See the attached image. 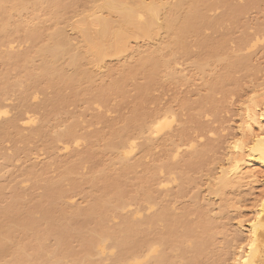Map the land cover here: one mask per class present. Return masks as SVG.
<instances>
[{"label": "bare ground", "instance_id": "bare-ground-1", "mask_svg": "<svg viewBox=\"0 0 264 264\" xmlns=\"http://www.w3.org/2000/svg\"><path fill=\"white\" fill-rule=\"evenodd\" d=\"M222 1L90 0L87 11L76 15L77 0H0V65L3 67L0 71L2 162L11 161L10 157L3 154L5 151L2 152L3 143L13 137H19L21 144L25 146L35 139H42L45 149L50 152V159L55 163L56 153L69 151L71 145L76 147L81 141L75 133L77 126L74 121L62 131H54V137L50 135L55 128L50 123L65 117V107L90 93L93 95L85 102L88 105L104 107L113 97L124 98L123 91H126L124 88L127 86L125 82L138 74L147 81L135 88L137 97L135 96L134 101L137 103L130 118L120 127L113 129L111 126L113 130L104 141L102 152H107L112 157L110 156V160L96 175V169L93 168L89 177L84 178L86 181L82 182V178L79 181L72 178L78 175L85 163L94 158L91 137H85L86 150L78 153L77 150L73 151L75 148L72 149L73 155L71 160L69 159V165L60 168L55 180L46 177L48 166L53 162L43 167L44 169H38L40 171L36 170V167L29 169L28 181L34 185H43L37 188L42 189V194L30 197L28 205L21 203V194L16 188L11 197L5 200L0 187V264H172L175 259L172 257V251L177 249V252L181 250L180 253L184 255L187 253L186 257L191 255L187 259L181 255L183 264H196L197 259L204 256L208 241L201 236L203 233L197 234V229L195 232V228H192L195 225L198 228L200 225L201 228V221L192 226L184 224V230L186 226L192 229L184 231L183 234L177 233L175 227H179L183 218L180 220L171 217L166 203L163 205L160 200L155 203L159 198L152 196L155 191L154 184L151 188H145L155 182H152L153 179L146 178L144 182L142 180L140 191L136 192L135 198H131L135 204L143 199L147 207L141 211L142 207L139 206V210L137 208L132 214H125L124 217L123 211L129 207L125 197V179L128 173L134 172L136 167L142 165V159H134L137 151L150 154L155 144L163 140L165 142L167 137L172 136L170 133L173 119L169 116L171 114L166 111L146 115L142 110L143 96H146L163 70L166 71L165 77L173 78L177 75L171 65L172 59L178 53L190 56V47L185 44L187 40L193 39L200 48L207 50V67H210V62L225 63L222 75L219 74L211 81V86L214 85L210 88L212 92L215 87H221L220 85L225 83L224 78L228 79V75L223 76L224 72L231 75L235 69L243 67L244 62L247 63L248 54L241 59L234 57L239 55L238 53L219 54V50L224 48V42H215L204 35L205 30H214L223 19H210V16L206 15L217 6H223ZM228 1L230 0H227L225 6ZM232 8L230 7V10L233 13ZM238 11L236 16L241 14ZM70 14L72 18L66 19ZM235 14L231 17L234 20ZM45 24L49 25L48 30ZM70 32L76 35L75 39L70 36ZM16 38L21 44L28 45L25 51H14ZM18 41L16 43H19ZM139 41L151 45L150 49L148 47L145 51L146 54L142 52L144 56L140 55L142 50L139 52L137 46L131 47L132 43ZM241 41L242 44L245 43L244 39ZM263 42L261 38L256 37L245 43L246 47L241 43L240 45L249 53ZM239 51L242 52L240 49ZM133 54L139 57L136 65L129 67L130 64H123L122 69L118 71L120 78L117 81L112 80L103 85L102 74H99L102 77H98V73L93 71L109 70L106 65L110 60L126 62L125 60ZM200 63H195L196 69L198 74L205 76L208 72ZM113 71L111 70L112 73ZM99 82L101 84L97 88ZM13 91L17 92L16 97L19 100V109L15 116L17 118L8 116V109L4 106V102H7L6 95L9 97V92L15 94ZM48 91L50 97L46 96ZM39 95L44 98L34 103ZM260 107L259 104L253 103L243 110L244 117L239 125L240 135L231 141L230 156L225 165L220 166L219 174L212 185V193L216 196H221L230 186L246 180L252 184L260 182L263 187V193L253 206L249 219L238 221V228L242 233L245 232V237L241 239L242 242L240 238L236 239L241 243L233 256V264H264V108ZM39 112L42 116L37 120L35 115ZM96 120L102 123L104 117L100 115ZM97 136L99 139L103 135ZM138 140H142V143L138 144ZM59 145H62V148L58 149ZM179 150L174 146L166 151L167 163L164 170L170 174L169 177H173L172 171L177 169L173 160L180 156ZM3 166H0V171ZM251 167H259L262 175L256 174ZM245 168L248 169L244 171ZM148 179L151 180L150 183ZM64 185L70 189H65ZM83 185L90 188L87 197L85 196V206H65L63 201L69 199L70 194L82 193ZM154 208V214L143 216L144 212ZM35 215H39V218H35ZM118 217L122 219L121 225L111 228L108 223ZM178 220L180 222L176 223ZM159 223L164 224L165 231L155 232L157 230L153 229L151 232ZM177 230L179 232V228ZM48 239L52 240L50 248L44 246ZM74 243L77 246H74ZM185 243L193 246L187 247L190 246L188 244L185 249Z\"/></svg>", "mask_w": 264, "mask_h": 264}, {"label": "rangeland", "instance_id": "rangeland-1", "mask_svg": "<svg viewBox=\"0 0 264 264\" xmlns=\"http://www.w3.org/2000/svg\"><path fill=\"white\" fill-rule=\"evenodd\" d=\"M77 1L76 15L83 11L86 12L90 0ZM207 1L214 2V0ZM225 1H222L224 2L223 6L221 4V6H217L212 12L210 11L206 14L208 15L207 17L210 16V19L211 17L213 19L222 17L223 19L219 25H217L214 30H205V33H203L215 42H224V48L219 50V54L232 55L238 53L239 55H234V57L236 58L238 56L237 58L240 59L243 58L245 54H248L249 59L246 60L247 63L244 62L243 67L241 66L242 68L240 67L239 69H235L232 73L230 72L231 75L224 72V77H226V75L229 76L228 79L224 78V86L222 84L220 85L221 87H215L212 92L210 88L214 85L211 86V81H214L213 79L217 78L219 74L222 75V69L225 63L210 62V67H207L209 64L206 65V61H208L207 56L205 58L207 50L200 48L195 40H187L185 44L188 45H186L188 48L190 47V49H188V51H190V56L178 53V55H175L172 59L171 65L177 75L173 78L165 77L164 72L166 71L163 70L156 77L155 83L150 87L146 96H143L144 102L142 108L144 109L142 110L145 111L144 113L146 115L149 113H163L166 111L171 114L169 116L173 119L172 133H170L172 136L167 137L165 142L164 140L163 142L161 141V143L157 142L158 144H155L154 148L152 147V153L150 154L146 155L137 151L134 159H142L141 163L143 166L136 167L134 172L126 175L125 179L127 184L125 197L126 200H128L129 207L123 211L124 217L125 214L126 216L132 214L137 208L139 210V208L142 207L140 209L143 211V208L147 207V203L143 199L137 202L138 205L135 204L136 202L132 199L135 198L134 195L136 192L140 191L139 189L142 185L140 182L142 180L144 182V179L149 178L151 180L153 179L152 182L154 180L155 182L150 183L151 180L148 179L150 185H146L145 188H151L152 184H154L153 188L156 192L154 191L152 196L154 198H159L156 201V198L154 199L155 203H159V200L163 205L166 203L167 210L169 209L168 211H170L168 214L170 216L172 215L171 217L180 218V220L183 218V223L179 220L175 221L176 223L180 222L179 225L177 224L179 226V232L177 230L178 228L175 227L176 232L183 234L184 231L186 232L187 230L195 228V232L197 229V234L203 233L200 235L203 239L208 241V243L206 242V244H208V248L206 247L208 251L206 250L207 253L205 252L203 254L204 256L197 259L198 262H196V264H233V256L237 252L239 243L242 242L241 239L245 237L244 229V233H242V230L238 228V221L249 219L248 217H250L252 213L253 206L263 193V187L260 182L252 184V182L250 183L248 180L230 186L221 196H216L212 193V185L214 179L218 176L217 174H219V168L225 165L227 158L230 156L231 141L240 135L239 125L244 117L243 110H245L246 106H251L253 103H257L261 106L260 108H264V42L258 44L256 48L250 51L251 53H246V49L242 47L243 45L245 46V43L250 41V39L252 40V38L258 37L264 41V0H230L227 6H225L227 0ZM230 7H234L232 8V11L234 9V14L238 10H242V12L238 11V13L241 12L239 16H236L237 13L235 14L237 18H235V20L231 18L234 14L231 12ZM228 14L232 15L229 16ZM67 18H72V14L67 15L66 19ZM45 26L46 29L49 27V25L46 24ZM71 35L75 39L76 35L70 32V36ZM243 39L245 40V43L243 42L244 44H242L241 41ZM16 41H18L17 38ZM16 41L13 47L15 52H23L28 48V45L24 43L21 44L19 41V43H16ZM135 46L140 49L139 52L142 50L141 54H137L144 56L146 54L145 51L148 50V47L150 49L151 45L149 46V43L139 41L138 43L131 44V47ZM239 49L242 52H240ZM142 52L145 54H142ZM137 54L131 55L132 57L130 56V58L125 60L126 62H124V60H110L106 67L109 68V70H114L113 73L111 70L109 73L107 69L101 71L93 69V71L98 73V77L101 76H99V74H102L103 79L101 81H103V85L109 84L112 80L117 81L120 78L118 71L122 69L123 64H130L129 67L136 65L137 59L139 58ZM198 61L206 68L208 72L207 75L202 76L198 74L199 72L195 64ZM2 68L3 67L0 65V71L3 70ZM100 82L98 85L95 84L97 88L99 84H101ZM146 82L147 81H145L140 74L130 81L125 82L127 86L124 88L126 91H123L125 94L124 98H119V96L113 99V97L110 99V103L107 104L108 106L105 105L106 107H97L96 105H88L86 103L90 100L93 93L88 95L84 94L79 98L80 100L78 102L65 107V117H62L58 122L52 121L50 123L55 127L50 135L54 137L56 131H62L66 125L74 121L77 126L75 133L81 141L76 147L71 145L69 151L61 150L62 152H60L58 150L59 152L56 153L57 160L54 158L55 163L53 162L54 160L52 161L50 159V152L45 149L42 139H35L26 146L21 144L19 137H13L11 140L4 142L2 146L4 150L2 152L5 151L3 154L10 157L11 161L10 163H5L0 160V166L4 165L3 169L0 171V187H2L3 198L8 200L13 190L16 188L21 194V203L25 206L28 205L30 203V197L42 194V189L37 188H41V185H43L42 183L34 185L28 181L27 173L30 171L29 169H31V167H36V170H41L44 169L43 167H47V165L53 162L55 165L53 166L52 163L48 166L46 177L55 180L60 168L64 167V165H69L71 155H73L71 152L72 149L75 148L73 151L76 152L77 150L78 153L86 150L87 141L85 137H91L90 142L93 144V153H95L93 156L94 158L91 162L85 163L78 172V175H74L72 178L77 181L82 178V182L83 180L86 181L87 179L84 178L94 169H96L94 170L96 171V175L97 171L101 170L103 165L105 166V163L107 164V161L112 157L110 154L108 155L107 152H102L104 141L109 137L110 132L114 129L113 127L117 128L122 126L124 122L130 118L135 103H137L134 101L137 94L135 88ZM95 85L94 88L96 87ZM66 93L68 94V92ZM9 95L11 97H7V95L5 97V101L7 102H4V106L8 109V116L17 118L15 117L19 109V100L16 97L17 92L15 94L9 92ZM46 96L50 97V91L46 92ZM42 97L44 98L43 95H39L34 103L40 99L42 100ZM6 98L8 99L6 100ZM40 112L36 115L32 113V115H35L38 120L40 115L42 116ZM100 115L104 117L102 123L96 120ZM172 115L174 117H172ZM111 126L113 128L112 130ZM25 133L26 131L24 134ZM97 135L103 136L102 138L100 136L98 139ZM137 143H142V140H138ZM171 146L180 149V156L176 158L177 160H173L174 164L177 165V169L172 171L171 175H173V177H169L170 174L164 170V165L167 163L166 151H169V149L171 150V148H173ZM60 148H62V145H59L58 149ZM27 150L28 153H26ZM247 169L248 168H245L244 171ZM250 169L255 171L256 174H259V176L262 175L260 174L262 170H260L259 167H251ZM107 171H109V169ZM111 175H113V173ZM160 182H162L161 185ZM165 182L168 184L166 185ZM65 185L64 188L66 187L69 190L70 188ZM162 185L163 187H161ZM82 190L83 192L80 194H70L68 197L69 199L63 201L64 205L67 207H84L86 204L85 196L87 197L90 188L88 185H83ZM156 210H158L157 207ZM156 210L154 208L152 211L142 213L145 217L146 215L154 214ZM123 214H121L120 217H122ZM35 218L38 219L39 215H35ZM122 219L119 217L113 219L108 225L111 228H116V226L119 227L122 223ZM198 221H201V228L200 225L199 228L195 225ZM162 224L159 223L156 227H151V232L153 229L157 230L155 232H164L165 226L164 224L162 226ZM184 224L187 226L195 225L196 227L192 226V228H188L186 226L184 230ZM180 227H183V229H180ZM191 231L193 232L194 230ZM239 234L241 236L238 237ZM237 238H240L239 240L241 242L239 240L237 241ZM44 244L45 247L50 248L52 247V240L48 239ZM188 244L190 245V243H185V249L193 246H187ZM74 246H77L76 243H74ZM189 249L191 250V248ZM177 250H174L175 252L172 251V257L175 258L173 261L175 264H183V260L191 255L189 254V256L186 257L187 253L184 255L180 253L181 250L178 252ZM181 255L185 256L183 260L180 258ZM173 261L172 264H174ZM105 264H107V262Z\"/></svg>", "mask_w": 264, "mask_h": 264}]
</instances>
